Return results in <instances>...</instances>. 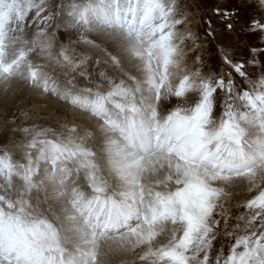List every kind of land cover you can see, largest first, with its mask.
<instances>
[{"label":"snow or ice","instance_id":"snow-or-ice-1","mask_svg":"<svg viewBox=\"0 0 264 264\" xmlns=\"http://www.w3.org/2000/svg\"><path fill=\"white\" fill-rule=\"evenodd\" d=\"M0 264H264V0H0Z\"/></svg>","mask_w":264,"mask_h":264},{"label":"rangeland","instance_id":"rangeland-1","mask_svg":"<svg viewBox=\"0 0 264 264\" xmlns=\"http://www.w3.org/2000/svg\"><path fill=\"white\" fill-rule=\"evenodd\" d=\"M203 38V37H202ZM205 51L203 53L204 57H205V60L207 63L211 64L215 58V53L214 51L212 50V48H210L207 43H205ZM24 97L27 98V94L25 93L24 94ZM35 103H40V104H43L44 101L42 100H35L34 101ZM49 110H52L54 111L55 110V105H49Z\"/></svg>","mask_w":264,"mask_h":264}]
</instances>
